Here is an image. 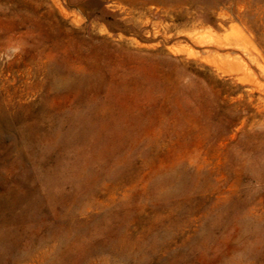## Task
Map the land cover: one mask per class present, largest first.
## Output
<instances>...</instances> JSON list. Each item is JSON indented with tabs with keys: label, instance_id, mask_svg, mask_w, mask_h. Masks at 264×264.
<instances>
[{
	"label": "rangeland",
	"instance_id": "obj_1",
	"mask_svg": "<svg viewBox=\"0 0 264 264\" xmlns=\"http://www.w3.org/2000/svg\"><path fill=\"white\" fill-rule=\"evenodd\" d=\"M135 2L0 0V264H264V0Z\"/></svg>",
	"mask_w": 264,
	"mask_h": 264
},
{
	"label": "bare ground",
	"instance_id": "obj_2",
	"mask_svg": "<svg viewBox=\"0 0 264 264\" xmlns=\"http://www.w3.org/2000/svg\"><path fill=\"white\" fill-rule=\"evenodd\" d=\"M119 1V0H118ZM135 1H137V0H135ZM148 1V0H147ZM153 1V0H152ZM163 1V0H162ZM138 2H139V0H138ZM137 2V3H138ZM141 2V1H140ZM139 2V3H140ZM144 2V1H143ZM171 2H173V1H170V3ZM131 3V2H130ZM129 3V4H130ZM136 3V2H135ZM136 3V4H137ZM155 3V2H154ZM140 5V4H139ZM136 6V5H135ZM138 6V5H137ZM145 7V6H144ZM138 8H139V6H138ZM128 14H129V12H128ZM131 15V14H130ZM130 18H132L131 16H130ZM233 29H235V31H236V33L243 39V40H246L247 42L246 43H248V42H250V38H248V36L246 35V32H245V30L244 29H242L241 27H239V26H235ZM234 31V32H235ZM207 32V31H206ZM209 32V33H208ZM207 33L208 34H210V36H211V38H212V36H214L215 35V37L217 36L216 34H214V32L212 31V29L211 30H209ZM207 33H205L206 35H208ZM239 36H238V38H239ZM218 37H221V36H218ZM234 37V36H233ZM208 39L210 38L209 37V35H208V37H207ZM211 38H210V40H211ZM197 39V38H196ZM221 39V38H220ZM214 40V39H213ZM215 40H217V39H215ZM197 41V40H196ZM239 41V40H238ZM198 42V41H197ZM217 42V41H216ZM219 42V41H218ZM220 43V42H219ZM223 45V44H222Z\"/></svg>",
	"mask_w": 264,
	"mask_h": 264
}]
</instances>
